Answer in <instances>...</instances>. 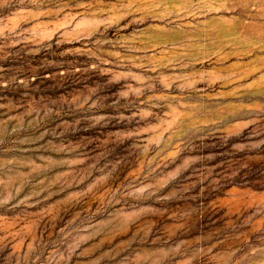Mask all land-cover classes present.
Here are the masks:
<instances>
[{
    "label": "rangeland",
    "instance_id": "374dc122",
    "mask_svg": "<svg viewBox=\"0 0 264 264\" xmlns=\"http://www.w3.org/2000/svg\"><path fill=\"white\" fill-rule=\"evenodd\" d=\"M0 264H264V0H0Z\"/></svg>",
    "mask_w": 264,
    "mask_h": 264
}]
</instances>
